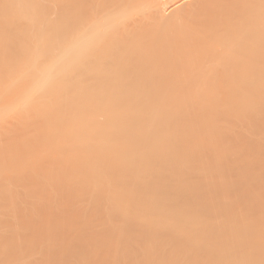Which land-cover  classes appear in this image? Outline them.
<instances>
[{"label": "rangeland", "instance_id": "rangeland-1", "mask_svg": "<svg viewBox=\"0 0 264 264\" xmlns=\"http://www.w3.org/2000/svg\"><path fill=\"white\" fill-rule=\"evenodd\" d=\"M57 9H58L57 0H41V1L40 0H36V1L34 0H0V26L1 24H3L0 27V99H1L0 100V113H1L0 114V124H1L0 125V138H1L0 139V150L1 152H4L3 154L4 157L3 155H1L2 153H0V158H3V159H0V163H2L1 164L2 167L0 166L1 167L0 168V180L2 177L1 181H3L4 184L2 182L0 183L5 185L3 186L2 184H0V264H103L104 262H105L104 264H132V262H134L133 260H136L139 258L140 260L139 261L137 260L138 261L137 264H236V263L237 264H264V205H263L264 203V199H263L264 183L263 184L261 183L262 180L264 179V147L259 146V144L256 145L257 143H260L262 146L264 145V95L263 97H261L262 95H260V97L252 96L251 100H249L250 97L248 98L237 97V98H242L241 100L244 101L243 104L245 103V105L248 104V106H250V107H246L244 105L246 109L249 108V111L251 112V113L248 112L250 113V117H248V114H244L245 108L243 104H241L242 101H238V99L236 100V97H231V99L230 97H225L224 99H226V101L222 97H220L222 98L221 101L212 99L213 105L211 106L209 105L210 102L207 103L206 102L207 100L203 99V101L208 104L206 105L209 106V109L205 111L207 112V114L205 113L204 116L206 117H204V119L206 118V120L209 121V116H211V114H213L212 117L214 116V118H210V120L213 119V121H215L216 119H219L220 122L218 121V123L220 126L218 128L222 127L223 124L225 125L222 127L223 129L222 128L220 129H222L221 133L225 132L224 134L226 135H224L223 138H225V140L228 141L229 143L225 142L221 137H219L220 130L217 128V125H218V123L216 124L217 120L214 123L212 121L208 123L206 121L205 123L203 119L204 125L203 124L202 125L206 129L205 132H207L206 133L207 139L206 138L204 139V136H203L205 134L204 131H203L204 134L196 135V138L203 136V139L199 138L200 139L199 142L193 140L191 137H186V141L189 143L188 148L191 150L190 154L192 156L197 153V150L199 148L200 150L198 153H200V151L204 149L205 154L207 155L205 156V154H203V156L205 157V158L203 157V162L205 159H206L205 161L207 162V158H209L208 160L209 162L212 161L213 159L215 161V158H217L218 156L217 158L218 161L217 159L215 161L216 165L213 164L215 165L217 169L211 164V162L209 166H207V168L205 169V170H209V167L212 165L210 167V170L212 171V173H209L210 171H208L207 173L208 176H206L208 177L207 179L208 181L213 182L212 181V177H214L213 174L214 172L218 173V171L220 172L222 171V173H225V176L227 178L232 176V174L235 175V178H237L239 174H242L244 177H246L244 184H243L242 192L246 195V197L247 196L249 197L251 203L256 201L255 205L257 204L256 205L257 208L256 206L254 207L252 205V207L255 208L253 209V212L255 213L256 218H254V216L251 217L250 213L246 212L248 210L250 211V209L245 210L247 206L245 204H248V203H246L245 200L243 201L241 199L242 204H239L237 202L238 206L240 205L239 207L237 205L236 207L235 205L233 206V203H234L233 202L232 205H228V206H232V208L229 207L227 211L225 210V213L228 212V214H226L227 216H225L226 218L227 217L229 218L231 216L233 217L235 215L233 212H236V215H235L236 219L235 220L233 219L235 221L234 222L235 225L233 224V220L232 222L229 221L232 217L230 219L227 218L228 220L226 219L227 220L226 221L224 217L225 213L222 210H224V208L228 206L224 204H223L224 206L220 205V207L218 206V209L221 212L214 211L213 206L208 205V203L212 201V198L215 195H213L212 193L206 194V191L209 189L208 187H205V194H202V190L204 187L200 188L199 190V187L197 184L195 185L193 189V193H194L193 198H195L197 202V200H199L201 197L206 196L205 197L206 202L203 205L192 206L190 209H183V208L175 207V208H169V209H164L162 211H159L162 208H168L166 206L168 204L166 202L164 206L151 204L149 196L145 198L146 197L145 195H141V192H140L141 183L135 182L134 179L131 178L129 173H127V177L125 179H122L121 177L120 172L122 171H120L119 169L124 170L122 166L127 163L125 160V153H124L126 150H125V147L124 148H117V147H120L121 145H123L122 143L126 142V139L124 140L117 139V141H114V142L111 141L109 142V145L107 147H104V150H103V147L99 148L100 151L102 152L98 151L99 149L96 148L97 145L94 143L95 142L97 143V140L99 138L97 135L99 130L98 128L92 129L94 126H91V123L89 124V120H88L91 116H95L97 119L96 112L86 113L83 111L85 115H83V112L80 109H75L73 110V112L72 111L70 112L65 107L68 106L67 101H69L72 98V94H70L69 96L67 94L66 95L67 97L63 96L62 97L63 99L62 98L59 99L57 97L59 96L58 93L60 92L58 91V93L56 94V91L60 89L59 86L63 84L65 79L71 80L72 78L71 77L72 68L70 66V63H68L67 60H64L66 56L64 54L65 51H63V49L60 50L56 46V44L58 45V42L62 40L61 38H63V34L60 33V30L58 28L59 21L57 20L58 19ZM56 21H58V24ZM67 37L68 36H66L65 38ZM41 76H44V77H41ZM53 79H56V80H53ZM35 81L38 83L39 82L44 83L43 81H46L47 85L49 83V86H50L49 89L51 88L52 90L50 89L51 90L50 92L43 91L44 96H40L38 91H31V92L28 91L30 90L29 89L30 86H32V84L35 83ZM23 93H25V95ZM26 94L27 96L29 95L27 97V100L22 101V98L26 96ZM53 96L55 98H53ZM227 98L229 102L231 100L238 101V104H239L237 106L238 108L240 105H242L243 109H241V107L239 108L240 113L238 112L239 109L238 111H235L236 108H234L235 105L233 104L235 102L231 101L229 104V102L227 101ZM27 101L29 103L32 102L31 103L32 106H30V104L27 105L28 104ZM57 101H59L58 105H61L62 110L58 109L54 112L52 107L57 104ZM62 101H64L65 104H63ZM201 101L202 100L198 102L200 103ZM226 102H228L229 105L227 104L225 105ZM37 103H40L41 106L45 105L46 108L48 107L47 114L37 113L39 112L36 106L38 105ZM198 105L199 104L194 106L192 103V106L191 104L188 106L190 108H185V109L186 110L188 109V111H190V110H193V107H196L195 110H197L198 107L200 106ZM202 106H200L199 108L201 109ZM32 109L34 112L32 111ZM3 110L5 111L3 112ZM241 110H243V116L237 117L236 112H238L239 114H242ZM31 112L34 116H32ZM97 112L100 113L103 111L98 110ZM216 112L220 115L219 118ZM34 113H36L37 115H35ZM102 115L103 113L102 114L100 113V115H98L99 120L104 119V115L103 116ZM233 115H235L236 117H233ZM75 116L77 118L78 123L75 120L76 119ZM84 117L86 118L84 119ZM240 117H242V119L243 118L247 119L248 121L244 120V122L241 123L242 121L239 122V120H241ZM80 118L82 119L80 120ZM233 118H235L236 121ZM40 119H42L43 121ZM221 120H222V123H221ZM29 121L32 124L29 123ZM85 121L86 122L88 121V122L86 123ZM245 121L249 122L247 124H250V126L249 125L245 126ZM234 122L236 123V125L234 124ZM83 123L86 124L85 126L86 129L83 128L84 127ZM21 124H22V127H21ZM87 124H89V127H88L89 130L87 129V126H88ZM7 125L9 127H7ZM23 125H24V128H23ZM248 126L249 128H246ZM2 127H4L5 129ZM34 128L36 130H34ZM70 128L71 130L69 132ZM82 128L85 131H84V134L81 135L80 133L82 132ZM49 129L52 130L54 135L56 134L55 136H58L59 134L62 133L61 136H58V137H61V139H58L56 137L58 140H54L53 138L55 136H53L52 132L49 131ZM73 129H75L77 132ZM72 130L73 132H71ZM168 130L170 131V129ZM38 132L42 134V137L44 138V142H42L40 145L41 139L43 141V138L40 136V139H39L40 142H38L39 148L33 147L34 145L37 144V140L39 138L37 136V134L39 135ZM48 132L50 133L51 136L48 134ZM67 132H69V134ZM85 132H86V137H85ZM90 132H92L91 135H90ZM96 132L97 134H95ZM232 132L235 133L234 137L233 135L231 136ZM33 133H35L36 137L38 138H36L35 135L33 136ZM64 133L67 135H64ZM45 134L46 135L48 134V135L46 136ZM155 134L159 135L160 137H162L163 135L161 130H158ZM30 135H32L31 138H30ZM94 135L96 138L94 137ZM70 136L73 137L74 139L71 138ZM88 136H90V138ZM100 136H102V134ZM18 137L20 138L18 139ZM32 137H34V139H32ZM77 137L81 138L80 139L81 143L78 142L79 139ZM249 137H251V142H250V139L248 140ZM49 138L50 139L52 138L51 141L53 140L54 141L53 142L48 141L50 140ZM62 138H64L63 144L61 142V140L63 141ZM82 138L83 139L87 138L88 140L86 139L87 140L86 141V140H83ZM219 138L223 140V142H221L222 143L221 145H219L220 144L219 141H221ZM31 139L32 141H34V143L31 142ZM65 139H67V141ZM70 139H72V141ZM175 139L179 141L180 137H175ZM90 140L91 141L93 140L94 142L93 141L91 142ZM35 141H36V144H35ZM57 141L58 142L60 141L61 143H58ZM119 141H121L122 143ZM162 141L164 140H160L159 142L161 143ZM20 142L22 144L18 145L20 144ZM75 142H76V145H75V148L73 149L72 146H74L73 144H75ZM83 142H85L86 145H84ZM28 143L32 144L33 146L32 145L30 146V144ZM52 143L54 144L52 145ZM82 143L83 145H81ZM116 143H118L117 146H116ZM223 143L226 144L228 147L227 146L224 147ZM22 145H23V149L21 147ZM24 145L28 146L29 150L31 149L33 154L32 152L27 150L28 148H26V146ZM61 145H63L62 148H61ZM94 145L96 146L94 147ZM7 146H10V149ZM13 146H15L14 147L15 150H13L14 148L11 149ZM86 146H87V149H86ZM109 146L110 147L112 146L114 148L113 150L114 152L112 151L113 148L111 147L112 149L110 150ZM219 146H221V148H219ZM68 147L69 149L71 148V150H68ZM90 147H92V149H89ZM93 148H95L94 149L95 151H92ZM133 148L134 147H132L131 149ZM201 148L203 149L201 150ZM36 149L38 150V152H36L37 151ZM88 149L91 150L93 153L89 151L91 153L89 155ZM221 149L223 150L224 154L227 151L231 152L229 153V156H231L232 158L231 157L229 158V156H227L226 154L223 156ZM7 150L9 151L10 154L13 152L11 156L9 155ZM16 150H18L17 153H16ZM23 150L25 151L23 152ZM72 150L74 151V154L72 153L73 152ZM106 150L109 152H106ZM236 150L237 152H235ZM27 151L29 152L27 153ZM103 151L106 152V156H105V152ZM203 151L201 153H203ZM5 152H7V155ZM232 152L234 153V155ZM30 153L31 155L28 156V154ZM38 154H39L38 157L40 158V160H38L39 158H37ZM93 154L94 156H92ZM98 154H101L100 155L101 159H99ZM102 154L104 155V157L102 156ZM33 155L35 156L33 157ZM45 155H47L48 157H46ZM57 155L61 158H59ZM64 155L66 157H64ZM96 155L98 158L96 157ZM31 157L33 159L35 158L36 160L33 161ZM41 157H45V158L44 159L42 158L41 160ZM49 157L50 158L52 157V158L51 160L48 161V159H50ZM72 157H74V159ZM81 157H84L85 159ZM233 158H235L236 160ZM29 159H31L32 161ZM69 159H71L72 161H70ZM79 159H81L82 161ZM107 159H108L107 161L108 166L106 165V162H104ZM145 159L147 160H144L145 162L143 161L142 166L143 167L149 166L148 168H151V165H149L150 158H145ZM219 159H221L220 162H219ZM64 160H67V161H64ZM122 160H124L126 163H123L124 162L123 161L122 162L123 164L122 163L117 164L118 161L121 162ZM232 160H235L234 164H231ZM53 162H55V164ZM60 162L61 164H59V166L56 169V167L54 166H56ZM115 162L117 165L115 164ZM203 162L201 164L204 165L205 162L204 163ZM235 162L238 163L237 164L238 166L235 164ZM72 163L75 166H73ZM110 163L115 164L114 166L115 168L112 167V164ZM3 164L4 165L6 164L7 167L3 166ZM86 164H88V166ZM99 164L100 166L101 165L102 166L100 167ZM104 164L106 166H104ZM120 164L122 165L120 166ZM44 165H46L47 167L49 166L50 167L47 168V167H44ZM118 165L120 167L119 169L117 168ZM153 165L155 164H152V167H154ZM51 166L53 167V169L51 168ZM60 166H62V170L60 169L61 168ZM5 167L7 170L4 169ZM96 167H100L99 169L101 173ZM105 167L111 168L112 170L108 169L109 171L108 172ZM14 168L18 169V171H16V169ZM58 168H59V171H58ZM68 168H69V171L66 170ZM104 168L106 170H104ZM213 168H215V171H213L214 170ZM48 169L50 170V173ZM85 169L87 170L86 171L87 173L85 172ZM88 169L89 170L91 169V172H88ZM177 169L178 167L176 165L173 166L169 170L168 178H171V172L172 171L176 172ZM78 170L80 171L78 172ZM92 170L93 172L94 171L95 172L92 173ZM250 170H251V173H250L251 175L249 174L250 175L249 177V175L247 174L250 172ZM44 171H46L47 173L45 174ZM80 172L83 175L85 174L84 178H82L83 176L80 175L81 174ZM54 173H57V177H54L56 176ZM88 173L89 174L91 173L92 176H95L98 173L99 178L98 176L92 177L91 175H88ZM217 173L215 174L217 178L219 179L220 175ZM2 174L3 176L5 175L4 178ZM102 174H103V177H101ZM47 176L49 177L51 176L50 178L53 177L52 181H54L55 179H58V180H55L56 182L54 181L53 183H51L52 181ZM86 176L87 177L89 176L88 179ZM107 176H109L107 180L109 181L108 184L106 181ZM253 176L256 179H253ZM209 178H211V180H209ZM85 180H87L86 182L88 183L84 182ZM96 180H99V181H96ZM114 180L116 181V183L118 182V185L115 184ZM215 180H216V177H215ZM248 180H251V181H248ZM103 181H105L106 183ZM185 181L186 180H184V183L182 182L183 185L186 184V186H190L191 182L187 180V182H189L187 184ZM102 183H104V185ZM260 183L262 186L261 189L259 188ZM52 184L54 186L56 184L58 185L54 187L52 186ZM63 186H65V188ZM67 188L68 190H70V192L67 190ZM115 188H118L117 190L120 191V192H117V195L116 193H114L115 191H117ZM236 188L237 186H233V187L228 186V189L230 191L232 190V192L235 191ZM54 189H56V191H54ZM58 189L59 191L60 190L61 191L60 192L57 191ZM130 190L132 193H135L139 197L140 200H142L143 198L145 199L142 200L143 202H141V204H138V206H137V203H135V205L131 207L128 211L132 214V217L129 220L123 221V219H120L118 216L120 210L116 211L118 208L117 205H119V207L121 208V206L122 205L124 206L125 204L124 207L128 208V205H130V203L129 202H128L129 204L127 202H126L127 204L124 202L119 203V200H122V198L119 197L118 194H120L121 196L124 195L123 197L125 198V195L130 196V193H131ZM160 190H163L164 192H168V190L165 187H162L156 191H160ZM62 191L64 192L63 194H61ZM69 194L70 196H68ZM179 196L180 198L184 197L181 194H179ZM241 197H243V195H240L236 198H241ZM113 198H116V203H115V200L114 202H112ZM184 200H186V198ZM235 200L237 201V199ZM246 200L248 201L247 198ZM243 202H245V204ZM112 203H114L113 206H112ZM241 205L242 207L244 205L245 206L241 208ZM249 205L251 204L249 203ZM35 206L36 207L41 206V208H47L49 206L47 208L48 212L54 210V213L52 212V215H51V212H49L50 214L48 215L43 214V216L46 217V220L47 219L48 220L47 221L45 220L44 221L45 223L42 222L43 224H41L40 223L41 219L43 220L45 219V217H42L41 216L42 214H41L39 215L41 216L40 218L39 216H37L38 213L35 214L36 212H34L33 210ZM50 206H52V208H50ZM221 207L223 208L222 210H221ZM252 207H251V213H252ZM113 208H115L116 210H114ZM61 211H64L63 214L71 211L72 217L70 216L71 212L67 214L68 217L67 216L64 217L59 214L57 217L54 215V214L60 213ZM203 211L205 212L204 214L205 218L202 216V219H201V215H203L201 212ZM179 213L193 214L192 216L196 217V220L194 219L190 221L183 220V222L180 225L177 221L178 217L177 218L175 217V215H180ZM199 213H201V215ZM143 214H151L154 219L162 218V219H165V221L164 223L160 224L157 227L150 226L151 223H149V221L148 223L140 222L135 218V216L143 215ZM195 214L199 216H196ZM217 215L218 216L222 215V218L223 220L226 221V224H223L224 221H220V219L222 220L220 216H219L220 218H216ZM50 217L52 218V220L53 218H56L54 224L58 223L57 225L55 224L56 226H58L56 228L57 230L55 229L54 225H51L53 224V222L50 223L51 227H54L52 230L53 232L49 228L50 225L46 224V222L48 223L52 221ZM58 217H61V219ZM205 219H207L208 221L207 224L209 225H210L209 222L212 223V221H209V220L214 219L213 220L214 225L211 224L212 226L210 225L211 227H209V225L206 224ZM59 220H62L63 224H60ZM63 220L65 223L63 222ZM204 220H205V223H204L205 225L202 224ZM236 220L238 221L239 224L236 222ZM253 220H256L257 228H255V226H252V227L256 229L257 233L253 229L254 230V231L252 230L253 233L255 232L256 234L254 235L250 234L252 237L251 236L249 237V234L247 233L248 234L247 235L246 231L244 232V234L242 232L240 233L239 232L240 228L235 229V230H238L237 232L235 230L234 231L232 230L234 227L235 228L237 227L245 228L244 222L253 221ZM216 222H220L226 228H228L229 230L227 229L228 230L227 233L229 231L231 233V230L233 234H235L234 232H236L235 238L233 234L230 235L229 233L227 234L225 232L226 231L225 227L224 228L222 227L224 231L220 230L221 229L220 227L222 226V224L218 226ZM230 222L232 223V226L234 225L233 228L230 226L231 225ZM44 224L47 225L48 227L45 226ZM97 228L99 230L98 233L95 232ZM69 229H70V232H71V229H74L75 231L73 233V230H72L73 234H71V236H69V234H66V232L67 233L69 232L68 231ZM85 229L87 230V232L85 233H87L88 236H85L86 234H84V236L80 235V233L83 232ZM54 230L57 231V234H56L57 236H54L55 235ZM221 231L227 234L226 238L224 236H222L223 238L220 236ZM31 233L34 237L33 236L31 237ZM238 233H240L239 235L243 234L244 236L241 235L240 237H238L237 236ZM78 234L79 236H77ZM62 235L64 236L62 237ZM80 236L83 238H81ZM53 237L55 238V240L56 238L58 239L57 240L58 245L61 244V241L59 240H62V244L66 243V244H70L71 247H74L75 249L74 248H73L74 250L72 249L73 256H71L72 251L71 252L68 251L67 248H66L67 251H65L64 248L60 247L59 249L56 250V252L55 250L50 251L51 249L47 251L48 248L46 250H43L42 249L43 244L44 246H45V243L48 244V241H50V239L51 241H55ZM63 238L64 239L66 238L65 241L63 240ZM68 238L72 240L69 241ZM66 244H64L63 247H65ZM149 246H151L152 248L150 249ZM98 247H100V249H98ZM143 247L145 248L147 247L148 249L146 250ZM77 248H78V252L76 251ZM80 248H81V252L85 250L84 251L85 253L84 252L81 253L79 250ZM60 249L62 253L59 251ZM62 250L64 251V253ZM89 250H91L90 254L94 253L92 254V256L88 255L89 253L87 251ZM145 251H148V253H146ZM69 252L70 254H68ZM131 253L133 254V256ZM144 253L146 254V257ZM137 255H138V258L130 259L131 256L135 258V256L137 257ZM141 258L143 259L142 261H141ZM144 258L147 260H145ZM235 260H236V263L234 262Z\"/></svg>", "mask_w": 264, "mask_h": 264}, {"label": "bare ground", "instance_id": "bare-ground-1", "mask_svg": "<svg viewBox=\"0 0 264 264\" xmlns=\"http://www.w3.org/2000/svg\"><path fill=\"white\" fill-rule=\"evenodd\" d=\"M34 1H36V0H34ZM57 6H58V9H57L58 10V14H57L58 19L57 20L59 21L58 28L60 30V33L63 34V38H65L66 36H68V37L65 39L61 38L62 40H60L58 42V45L56 44V46L60 50L63 49V51H65L64 54L66 56L64 55L65 56L64 60H67L68 63H70V66L72 68L71 80L65 79L63 84H61V85L58 84V85H60L59 86L60 89L56 91V94L58 93V91H60V92L58 93L59 96H57V97L60 99L63 96L67 97L66 96L67 94H68V96L70 94H72V98L71 99L69 98L70 100L67 101L68 106L65 107L70 112L71 111L73 112V110H75V109H80V110H82V112L84 111L86 113L87 112H89V113L90 112H92V113L96 112L97 119L95 116H91L88 120H89V124L91 123V126H94L92 129L98 128V130H99V132L97 131L98 134H97V132L95 133L99 137L97 140V143L96 142L94 143L97 145V146L94 145V147L96 146L97 149H99L100 147H103V150H104V147H107L109 145V142L117 141V139L118 140L119 139H123V140L126 139V142L123 141L124 143L119 141L124 145V146L121 145L123 147H121V146L117 147V148H124L125 147V150H126L124 153H125V160L127 163L124 160H122L121 162L118 161V163H117V164H119V163H122L123 161H124L123 163H126L123 165L124 167L122 166V168L124 170L119 169L120 168L119 165L117 167L120 171H122V172H120L122 179H125L127 177V173H129V175L131 176V178L134 179L135 182L141 183V185H140L141 195H145L146 196L145 198H147L149 196L151 204L161 205V206H164L165 202L168 204V205H166L168 208H162L159 211H162L164 209H169V208H175V207H179V208H183V209H190L192 206L203 205L206 202V199H205L206 196L201 197L199 200H197V202H196L195 198H193V195H194L193 189H194L195 185L197 184L199 187V190H200V188L204 187L202 190V194H205V187H208L209 189L206 191V194L212 193L213 195H215L212 198V201L208 203V205L213 206L214 211L221 212L218 209V206L220 207V205L228 206V205H232V203L234 202L233 206L235 205V207H236V205L238 206V203L242 204V200L243 201L245 200V202L248 203V204H245V202H243L245 205H247L245 210L250 209V211L248 210L246 212H249L251 217L254 216V218H256L255 213L253 212V209H255V208L252 207V205L254 207L257 205V204L255 205L256 201L253 202L254 204L251 203L249 197L248 196L246 197V195L242 192L243 184H244L246 177H244L242 174H239L238 177L235 178V175L232 174V176L227 178L225 176V173H222V171L221 172L218 171V173L214 172V174H213L214 175V177H212L213 182L208 181L207 180L208 177H206V176H208L207 173H208V171H210L209 173H212V171L210 170V167L213 164H215V161L218 158V156H217V158H215V161H214V159L212 161H210L212 165L209 167V170H205L207 168V166H209V164H210V162L208 161L209 158H207V162L205 161L206 159L204 160V162L206 164L203 162V157H204L203 154H205V150L203 148H201V150L202 149L204 150V151L202 150L203 153H201L202 151H200V153H198L200 150V148H199L197 150V153L192 156L190 154L191 150L188 148L189 143L186 141V137H191L193 140L198 141V142L200 140L199 138L203 139V136H204V139H205L207 137V134H206L207 132H205L206 129L203 126L204 125L203 119H204V117H206V116H204L205 113L207 114V112H205V111L209 109V106H207L208 105L207 103L210 102L209 105L210 106L213 105L212 99H216V100L221 101V99L222 98L224 99L225 97H230V99H231V97H236V100L238 99V101H242L241 99L243 97H245V98L250 97L249 100H251L252 96H259L260 97V95H262L261 97H263V95H264V0H57ZM58 21H56L57 24H58ZM2 25L3 24H1V26ZM61 54H63V53H61ZM63 71H62V73H63ZM41 77H44V76H41ZM42 79H40V80H42ZM53 80H56V79H53ZM43 82L44 83H40V82L38 83L35 81V83H33V84L30 82L32 84V86H30V88H29L30 90H28V91H30V92L31 91H38L40 96H44L43 93L45 91L50 92L52 89L51 88H50L51 90L49 89V87H50L49 83L47 85L46 81H43ZM50 82H51V80H50ZM23 84H25V83H23ZM17 88H18V86H17ZM25 92H26V90H25ZM15 94H16V92H15ZM23 94L25 95V93H23ZM27 94H28V92H27ZM27 94H26V96H24L22 98V101L27 100V97L29 96V95L27 96ZM46 97H48V96H46ZM220 97H222V98H220ZM237 97H242V98H237ZM43 98H41V99H43ZM53 98H55V97L53 96ZM203 99L207 100L206 101L207 103H205L203 101ZM2 100H3V98H2ZM38 100H40V99H38ZM47 100H49V99H47ZM200 100H202L201 101L202 103L198 102ZM224 100L226 101V99H224ZM227 101L229 102L228 98H227ZM238 101H232V102L237 103V104L233 103L235 105L234 108H236L235 111H238V109L240 107H241V109H243L242 105H240L239 108L237 107L239 105ZM245 101H246V99H245ZM29 102H30V100H29ZM29 102H28V104L27 103L26 104L27 105L30 104V106H32L31 105L32 102L31 103H29ZM62 102H63V104H65L64 101H62ZM228 102H226L225 105L226 104L229 105L230 102H229V104H228ZM243 102L244 101H242V103L241 102H239V103L243 104ZM18 103H19V101H18ZM58 103H59V101H57L56 105L54 103L55 106L52 107L54 112L58 109L62 110L61 105H58ZM192 103L194 106L197 104H199L200 106H202V105L203 106L205 105V106L204 107L202 106L200 109L199 108L200 106L198 105L199 107L197 106L198 107L197 110H195L196 107H193V110H190V111H188V109L186 110L185 108H190L188 106L190 104L192 106ZM246 103H247V101H246ZM37 104L38 105H36V106H37L38 111H39L37 113L38 114L39 113L47 114V112H48L47 108L48 107L46 108L45 105L41 106L40 103H37ZM244 105H245V103L243 104V106ZM22 106H24V105H22ZM245 106L250 107V106H248V104H246ZM245 106H244V108H245L244 114H248V117H250L251 112L249 111V108H247L248 109V111H247ZM98 110L103 111V112H100L101 114L103 113V115H104L103 120L98 119V117H99L98 115H100V113L97 112ZM4 111L5 110H3V112ZM32 111H33V109H32ZM241 111H242V114H239L240 109L238 111L239 113L236 112L237 117L243 116V110H241ZM84 112H83V115H85ZM248 112H250V113H248ZM10 113H11V111H10ZM31 114H32V112H31ZM34 114L37 115L36 113H34ZM210 114H211V112H210ZM216 114L218 115V118H219L220 115L217 112H216ZM24 115H25V113H24ZM48 115H49V113H48ZM78 115H79V113H78ZM212 115L213 114H211V116H209V121L206 120V118L204 119L205 123H206V121H207V123L210 121H212L214 123L216 120H217L216 124L218 123L219 119H216L215 121H213V119L210 120V118H214V116L212 117ZM32 116H34V115L32 114ZM2 117H3V115H2ZM233 117H236V116L233 115ZM67 118H69V117H67ZM75 118H76V116H75ZM82 118H80V120ZM85 118L86 117H84V119ZM101 118H103V117H101ZM215 118H216V116H215ZM20 119H21V117H20ZM36 119H35V121H36ZM233 119L235 120V118H233ZM240 119L241 120H239V122L242 121L241 123H243L244 120H247L244 118L242 119V117H240ZM249 119H251V118H249ZM17 120H18V118H17ZM26 120H27V118H26ZM40 120H42V119H40ZM40 120H38V121H40ZM75 120L77 122V118ZM78 121H79V119H78ZM225 122H227V121H225ZM29 123H31V122L29 121ZM221 123H222V120H221ZM247 123H249V122L245 121V126L246 125L250 126V124H247ZM89 124H87L88 130H89V128H88ZM234 124L236 125L235 122H234ZM24 125H26V124H24ZM24 125H23V128H24ZM72 125H73V123H72ZM72 125H71V127H72ZM83 125H84L83 128L86 129V127H85L86 124L83 123ZM201 126H203V127H201ZM219 126L220 125L218 123L217 128ZM223 126H225V125L223 124ZM249 126L246 128H249ZM7 127H9V126L7 125ZM21 127H22V124H21ZM30 127H31V125H30ZM78 127H76V128H78ZM222 127H220V128H222ZM2 128H4V127H2ZM83 128H82V132L80 131L81 135L84 134V131H85V130H83ZM220 128H218L220 130L219 131L220 132L219 137H221L225 142H228L225 140V138H223L224 135H226V134H224L225 132L221 133V130L223 128L222 129H220ZM168 129H170V131ZM32 130H33V128H32ZM34 130H36V129L34 128ZM70 130H71V128L69 129V132H70ZM73 130H75V129H73ZM73 130L71 132H73ZM158 130L162 131V133H163L162 137L155 134ZM49 131L52 132V130H50V129H49ZM60 131H61V129H60ZM203 131L205 132V134L203 133ZM69 132H67V133L69 134ZM93 132H94V130H93ZM91 133L92 132H90V135H91ZM17 134H18V132H17ZM48 134L50 135L49 132H48ZM52 134H53V132H52ZM58 134H59V132H58ZM101 134H102V136H100ZM197 134H204V135L203 136L200 135L201 137L196 138ZM234 134L235 133L232 132L231 136L233 135V137H234ZM34 135H35V133H33V136ZM55 135L53 134V136H55ZM61 135H62V133L59 134L58 136H61ZM64 135H67V134L64 133ZM31 136L32 135H30V138H31ZM37 136L39 138L36 137V135H35V137L38 138L37 144L35 141V144L37 146L36 145L33 146L32 144L28 143V144H30V146L32 145L33 147L39 148L38 142H40L39 139H40V136L42 137V134L39 133V135L37 134ZM58 136H55L54 138L53 137L52 138L54 140L61 139V137H58ZM85 137H86V132H85ZM88 137L90 138V136H88ZM94 137H95V135H94ZM175 137H180L179 141H177V139H175ZM19 138L20 137H18V139ZM65 138H66V136H65ZM71 138H73V137H71ZM77 138L79 139L78 142H80L81 138H79V137H77ZM221 138H219V139L221 140ZM32 139H34V137H32ZM32 139H31V142L34 143V141H32ZM51 139L48 141L53 142L54 140L51 141ZM62 139H63V141L61 140V142L63 144L64 138H62ZM86 139H83V140H86ZM249 139L251 142V137H249L248 140ZM65 140L67 141V139H65ZM70 140L72 141V139H70ZM93 140H94V138H93ZM160 140H164V141H162L160 143L159 142ZM223 140L219 141V143H220L219 145L222 144L221 142H223ZM19 141H18V143H19ZM27 141H28V139H27ZM42 142H44V138H43V141L41 139L40 145ZM61 142L59 141L58 143H61ZM54 143H52V145ZM69 143H70V141H69ZM83 143H84V145H86L85 142H83ZM83 143L81 145H83ZM247 143H249V142H247ZM21 144L22 143L20 142V144H18V145H21ZM258 144H259V146L264 147V145L262 146L260 143H257L256 145H258ZM8 145H9V143H8ZM56 145H58V144H56ZM69 145H71V144H69ZM73 145L74 146H72V148L74 149L76 142ZM110 145H112V144H110ZM117 145H118V143H116V146ZM24 146H26V145H24ZM42 146H44V145H42ZM62 146L63 145H61V148H62ZM226 146L227 145L224 144V147H226ZM7 147H9V149H10V146H7ZM14 147L15 146H13L11 149H13ZM16 147H18V146H16ZM21 147L23 149V145ZM92 147H90L89 149H92ZM111 147L109 146L110 150L113 148V147L112 148ZM132 147H134V148L131 149ZM26 148H28L27 150H29L28 146H26ZM219 148H221V146H219ZM6 149H8V148H6ZM6 149H4V150H6ZM86 149H87V146H86ZM89 149H88V152L90 151L91 153H93L92 151H95L94 150L95 148H93L92 151ZM13 150H15V148ZM25 150H23V152ZM68 150H71V148L69 149V147H68ZM113 150H114V148L112 149V151ZM221 150H220V152H221ZM17 151L18 150H16V153H17ZM29 151L32 152L31 149ZM29 151H27V153ZM64 151H65V149H64ZM98 151H100V149ZM36 152H38V150ZM90 152H89V155L91 154ZM100 152H102V151H100ZM100 152H98V153H100ZM103 152H105V151H103ZM106 152H109V151L106 150ZM106 152H105V156H106ZM121 152H122V150H121ZM235 152H237V150ZM0 153H2L1 155L4 154V152H1V150H0ZM5 153L7 155V152H5ZM8 153H9V151H8ZM12 153L11 154L9 153V155L11 156ZM72 153L74 154V151ZM115 153H117V152H115ZM229 153H231V152L227 151L225 154L227 156H229ZM32 154H33V152H32ZM103 154H102V156L104 157ZM225 154L223 153V150H222V155L224 156ZM22 155H24V154H22ZM25 155H26V153H25ZM29 155H31V153L28 154V156ZM35 155H33V157ZM100 155L101 154H98L99 159H101ZM233 155H234V153H233ZM38 156H39V154L37 155V158H39ZM45 156L48 157L47 155H45ZM92 156H94V154ZM205 156H207V155L205 154ZM3 157H4V155H3ZM7 157H9V156H7ZM21 157H23V156H21ZM64 157H66V156L64 155ZM96 157H97V155H96ZM230 157L231 156H229V158ZM42 158L44 159L45 157H41V160H42ZM51 158L48 159V161L51 160ZM59 158H61V157H59ZM62 158H63V156H62ZM69 158H71V157H69ZM72 158L74 159V157H72ZM81 158H84V157H81ZM122 158H124V157H122ZM145 158H150L151 161L149 160V163H150L149 165H151V168H148L149 166L148 167L142 166L143 161L147 160ZM0 159H3V158H0ZM31 159H33V158L31 157ZM31 159H29V160H31ZM56 159H57V157H56ZM233 159H235V158H233ZM9 160H10V158H9ZM34 160H36V159L34 158L33 161ZM38 160H40V158ZM69 160L72 161L71 159H69ZM79 160H81V159H79ZM79 160H77V161H79ZM220 160L221 159H219V162H220ZM235 160H232L231 164H234ZM45 161H46V159H45ZM64 161H67V160H64ZM107 161H108V159L104 162H106V165L108 166ZM201 161L204 163V165L201 164L202 163ZM217 161H218V159H217ZM111 162H113V161H111ZM151 162H152V164H155V165H153L154 167H152ZM212 162H214V163H212ZM219 162H217V163H219ZM53 163L55 164V162H53ZM102 163H103V161H102ZM1 164L2 163H0V166H1ZM59 164H61V162L58 163L54 167H56V169H57ZM110 164H112V167H114L116 162H115V164H113V163H110ZM122 164H120V166ZM235 164L237 165L238 163L235 162ZM49 165H51V164H49ZM86 165L88 166V164H86ZM106 165L104 164V166H106ZM175 165L178 167L177 171L176 172L172 171L171 172V178H168L169 170ZM215 165H213V166L215 167ZM3 166L7 167L6 164L5 165L3 164ZM70 166H72V165H70ZM73 166H75V165L73 164ZM90 166H91V164H90ZM99 166H100V164H99ZM6 167L4 169H6ZM44 167H47V166L44 165ZM49 167H47V168H49ZM60 167H61L60 169L62 170V166H60ZM100 167H96V168L100 171V169H99ZM51 168L53 169L52 166H51ZM105 168H104V170L107 169V171H108V169H111V168H106V169ZM215 168H213L214 170L213 169L212 170L215 171ZM14 169H16V168H14ZM73 169H74V167H73ZM75 169H76V167H75ZM86 169H87V167H86ZM86 169H85V172L87 171ZM66 170L69 171V168ZM104 170H103V172H104ZM16 171H18V169H16ZM48 171L50 173L49 169H48ZM58 171H59V168H58ZM79 171L80 170H78V172ZM44 172H45V174L47 173L46 171H44ZM53 172H55V171H53ZM76 172H77V170H76ZM88 172H91V169L90 170L88 169ZM94 172L92 170V173H94ZM219 172H220V174H219ZM6 173H7V171H6ZM100 173H101V171H100ZM215 173L220 175L219 179L217 178ZM250 173H251V170L247 175H249ZM54 174L56 175L54 177H57V173H54ZM61 175H62V173H61ZM80 175L83 176L82 178H84L85 174L83 175L81 173ZM88 175H91V173L90 174L88 173ZM250 175H249V177H250ZM2 176H3V174H2ZM4 176H3V178H4ZM91 176H90V178H91ZM96 176H98V173H97V175L92 176V177H96ZM47 177H49V176H47ZM88 177H87V179H88ZM101 177H103V174ZM215 177H216V180H215ZM98 178H99V176H98ZM108 178H109V176H107L106 181L108 180ZM95 179H97V178H95ZM249 179H251V178H249ZM253 179H256V178L253 176ZM1 180H2V177H1ZM1 180H0V182H2L4 184V182ZM50 180L52 181L53 177L50 178ZM55 180H58V179H55ZM184 180H186L185 182L187 184L189 182H191L190 186H186V184L183 185ZM187 180L189 182H187ZM209 180H211V178H209ZM54 181H52L51 183H53ZM86 181L87 180H85L84 182H86ZM96 181H99V180H96ZM248 181H251V180H248ZM103 182H105V181H103ZM2 183H0V184H2ZM86 183H88V182H86ZM108 183H109V181H107V184ZM261 183L262 184L264 183V179L262 180ZM261 183L259 184L260 189L262 187ZM102 184L104 185V183H102ZM115 184L118 185V182L116 183V181H115ZM56 185H58V184H56ZM3 186H5V185H3ZM52 186H54V185L52 184ZM60 186H62V185H60ZM65 186H63V187L65 188ZM228 186H232V187L237 186V188L235 191L232 192V190L230 191L228 189ZM113 187H115V186H113ZM162 187H165L168 190V192H164L163 190L156 191ZM64 188H63V190H64ZM68 188H67V190H68ZM115 189L117 190L118 188H115ZM54 191H56V189H54ZM57 191H59V189ZM68 191L70 192V190H68ZM127 191H129V190H127ZM51 192H52V190H51ZM64 192H65V190H64ZM64 192L62 191L61 194H63ZM117 192H120V191L117 190L114 193H116V195H117ZM130 192H131V190H130ZM131 193H130V196L125 195V198L123 197L124 195L121 196L120 194H118V196L122 198V200H119V203L120 202H124V203L129 202L130 203V205H128V208L126 207L127 209L124 207L125 206L124 203H123L124 206L120 205L121 208L119 207V205H117V207H118L117 210L115 208H113L116 211L120 210L118 216L120 219H123V221L129 220L132 217V214L130 212H128L129 209L131 207H133L135 205V203H137V206H138V204H141V202H143L142 200L145 199V198H143L142 200H140L139 197L135 193H132V194ZM179 194L183 195L184 197L180 198ZM240 195H243V197L236 198ZM59 196H61V195H59ZM68 196H70V194ZM185 198H186V200H184ZM246 198L248 199V201L246 200ZM235 199H237V201ZM239 199L241 202L239 201ZM263 199H264V197H263ZM114 200L116 203V198H113L112 202H114ZM117 200H118V198H117ZM249 203L251 205H249ZM46 204H48V203H46ZM113 204L114 203H112V206H113ZM49 205H50V203H49ZM263 205H264V203H263ZM229 207L232 208V206H228V207H225L224 210H222L223 208L221 207V210L225 213V210L227 211V209H229ZM243 207L241 205V208H243ZM251 207H252L253 215L251 213ZM47 208H41V206H39V207L35 206V208L33 210H34V212H36L35 214L38 213L37 216L42 214L41 216L45 217V216H43V214L48 215V214H50L49 212H51V215H52V212L54 213V210L48 212ZM50 208H52V206H50ZM147 208H148V206H147ZM256 208H257V206H256ZM149 209H150V207H149ZM68 210H70V209H68ZM55 212H57V211H55ZM61 212H62V214H61ZM61 212L54 214V215L56 217L58 216V214L61 216H64V217L65 216L68 217L67 214L70 213L71 211L68 213L65 211L66 215L63 214L64 211H61ZM201 213L203 215H201ZM201 213H199V214L201 215V219H202V216L203 217L205 216L204 215L205 212L203 211ZM233 213L236 215V212H233ZM71 214H72V212L70 213V216H71ZM179 214L180 215H175V217L176 218L178 217V219H180V220L177 219V221L180 225L183 222V220H185V221H190L193 219L196 220V217L192 216L193 214H190V213H179ZM226 214H228V212L225 213L224 217L227 216ZM229 214H231V213H229ZM234 214H232V215H234ZM222 215L221 216L219 215V216L222 218ZM247 215H248V213H247ZM41 216H39V217L41 218ZM196 216H199V215H196ZM219 216L217 215L216 218H220ZM234 216L233 217L231 216L232 218L231 217H229V218L227 217V218L228 219L231 218L229 221L232 222L233 219L234 220L236 219V216H235V218H234ZM58 218L61 219V217H58ZM135 218L140 222H145V223L147 222L148 223V221H149V223H151L150 226H154V227L159 226L160 224L164 223V221H165V219H162V218L161 219H154L151 214L137 215V216H135ZM151 218H153V219H151ZM227 218L225 217V220ZM55 219L56 218H53V220H52V218H51L52 221L50 220L51 222H48V223L46 222V224L50 225V223L53 222V224H51V225H54V227L56 229L58 227V226H56L58 223L57 224L55 223L56 225L54 224ZM45 220H46V217L43 220L41 219L40 223L41 224L45 223L44 222ZM205 220H206V224H207L208 221H207V219H205ZM205 220H204V222H202V224L205 223ZM213 220H209V221H212V223L209 222L210 225L211 224L214 225ZM225 220H223V218H222V220L220 219V221H224L223 224H226L227 220L226 221ZM234 220H233V224L235 222ZM59 221H60V224H63L62 220H59ZM63 222H64V220H63ZM231 222H230V224H231L230 226L233 228V226L235 224L232 226ZM236 222L238 223L237 220H236ZM216 223L218 226L222 224L220 222H216ZM218 223H220V224H218ZM223 224L220 227L221 228L220 230H222V231H224L222 229V227L223 228L225 227ZM47 225H45V226H47ZM51 225L49 226V228L52 231L54 227H51ZM207 225H209V224H207ZM210 225H209V227L212 226V225L211 226ZM252 226H255V228H257L256 220L244 222L245 228H242V227L235 228L234 227L232 230L234 231L235 229L240 228V230H239L240 233L242 232L244 234V232L246 231V234L248 233L249 237H250L251 235H254L257 233L256 229ZM227 229L228 228L225 229L226 233L229 230V229L228 230ZM253 229L255 230L256 233L255 232L253 233V231H254ZM72 230L74 233L75 232L74 229H71V232H70V229L68 230L69 231L68 233L66 231L65 232H66V234H69V236H71V234H73ZM232 230H231V233H230V231L228 232L230 235L233 234ZM98 231L99 230L97 228V230L95 232L98 233ZM222 231H221L220 236L221 237L224 236L226 238V235L228 233L225 234V232L223 233ZM235 231L237 232L238 230H235ZM83 232H81L82 234L80 233V235L84 236V234H86L85 236H88L87 233H85V232H87L86 229ZM236 232H234L235 234H233L234 238L236 236ZM54 233H55V235L54 234L53 235L57 236L56 235L57 231L54 230ZM240 233H238V235H237L238 237H240L241 235L244 236L243 234L239 235ZM64 235H65V233H64ZM64 235H62V237ZM32 236L33 235L31 233V237ZM77 236H79V234ZM66 237H68V236H66ZM230 237H232V236H230ZM53 238H52V240H53ZM59 238H61V237H59ZM81 238H83V237H81ZM65 239L63 238L64 241H65ZM54 240H55V238H54ZM57 240L58 239L56 238V240H55L56 242H55V241H51V239H50V241H48V244L45 243V246L43 244L44 247L42 246V249L46 250L48 248L47 251L51 249L50 251L55 250V252H56V250L61 247V248H64L65 251H67V249H68V251L71 252L72 249L74 248V247H71L70 244H66V243L62 244V240H59V241H61L62 246H61V244L58 245ZM70 240H72V239H69V241ZM64 244H66L65 247H63ZM149 247H150V249L152 248L151 246H149ZM78 248L76 249L77 252H78ZM143 248H145V247H143ZM69 249H71V250H69ZM98 249H100V247H98ZM145 249L147 250L148 248L146 247ZM79 250L81 252V248ZM59 251L61 252V249ZM84 251H82V252H84ZM90 251L91 250L87 251L89 254L87 252L86 253L89 256H92V254H94V253L91 252L92 254H90ZM148 251H145V252L148 253ZM70 252L68 254H70ZM63 253H64V251H63ZM135 253H137V252H135ZM72 254H73V251L71 253V256H73ZM95 254H97V253H95ZM132 256H133V254H132ZM131 257H130V259H136V258H138V255H137V257L135 256V258H133V257L131 258ZM145 257H146V254H145ZM137 260L139 261L140 258L133 260L135 263L132 262V264L133 263L137 264L138 263ZM142 260L143 259L141 258V261ZM145 260H147V259H145ZM234 262L236 263V260Z\"/></svg>", "mask_w": 264, "mask_h": 264}]
</instances>
